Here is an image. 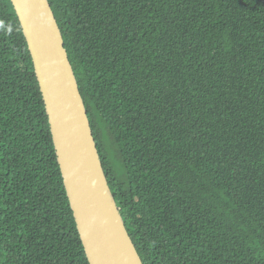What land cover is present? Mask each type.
<instances>
[{"label": "trees", "instance_id": "1", "mask_svg": "<svg viewBox=\"0 0 264 264\" xmlns=\"http://www.w3.org/2000/svg\"><path fill=\"white\" fill-rule=\"evenodd\" d=\"M47 1L142 264H264V0ZM0 264H88L10 0Z\"/></svg>", "mask_w": 264, "mask_h": 264}, {"label": "water", "instance_id": "2", "mask_svg": "<svg viewBox=\"0 0 264 264\" xmlns=\"http://www.w3.org/2000/svg\"><path fill=\"white\" fill-rule=\"evenodd\" d=\"M48 119L88 264H142L103 172L63 39L47 0H10Z\"/></svg>", "mask_w": 264, "mask_h": 264}]
</instances>
